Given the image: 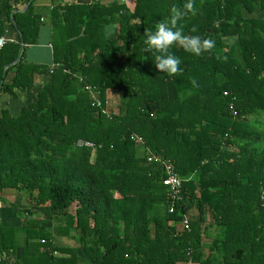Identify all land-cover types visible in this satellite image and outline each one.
I'll return each instance as SVG.
<instances>
[{"label": "trees", "instance_id": "1", "mask_svg": "<svg viewBox=\"0 0 264 264\" xmlns=\"http://www.w3.org/2000/svg\"><path fill=\"white\" fill-rule=\"evenodd\" d=\"M57 1L52 72L23 65L20 42L0 53V93L27 97L16 118L0 111V193L29 196L38 216L25 219L24 248L46 264H264V0H195L182 25L215 47L177 45L174 77L157 74L138 39L186 0ZM0 2L2 24L34 44L32 4L15 14ZM86 85L102 108L118 96V112L96 111ZM168 166L179 198L163 184ZM47 221L78 250L56 249Z\"/></svg>", "mask_w": 264, "mask_h": 264}, {"label": "crops", "instance_id": "2", "mask_svg": "<svg viewBox=\"0 0 264 264\" xmlns=\"http://www.w3.org/2000/svg\"><path fill=\"white\" fill-rule=\"evenodd\" d=\"M112 1L115 0H58L57 2L63 5L74 3L79 5H87L94 2L109 4ZM11 3H13L15 14H24L28 6L32 4V13L35 16H38L40 21L36 42L34 44L24 42L22 35L17 30V24L14 23V20H12V23H14L13 26L3 25L0 14L2 33H5V37L11 43L16 44L17 42H20V47L21 40L23 41V47L21 48V50H24V57L22 59L23 65L44 67L49 69L54 63V31H60L61 29L57 26L55 28L52 26L51 12L53 10L54 4L52 2L50 3V0H44L43 2L42 0H11ZM107 29L108 27L106 28V34L108 35ZM114 30L115 29L113 28L111 36L108 35L109 38L114 37ZM18 57L19 62L21 58V51ZM13 63L4 66L2 73L3 78L6 76L9 68L15 65ZM35 81H41L40 77H36ZM26 99V93L17 89H14L12 94L0 93V111L6 110L12 118H16L19 116L21 109L25 107ZM21 197L22 195L19 194V199H21ZM29 198V196L26 198L23 197V199L20 201L18 199V193L15 191L9 193L7 190H4L0 193V248H2L1 245L4 244L9 247L7 251H1L0 249V264H36V261H38L37 264H46V262H49L47 256L39 254V252H37L34 247H28V249H26L27 247L24 248L26 246L24 232L25 219L35 220L38 217L37 213H34L35 210H33L34 212L28 211V213H26L27 210L35 208V204L31 203ZM43 227L50 229L53 228L50 221H47V223L43 224ZM51 231L54 237V247L56 249L59 251L62 249L78 250L79 245L73 239H71L69 235L64 236L62 233H59L56 228H53V230L51 229ZM59 251L55 252L52 256L57 258L68 257V255L61 254ZM77 255L81 259V262L85 263V254L79 250L77 251Z\"/></svg>", "mask_w": 264, "mask_h": 264}, {"label": "clouds", "instance_id": "3", "mask_svg": "<svg viewBox=\"0 0 264 264\" xmlns=\"http://www.w3.org/2000/svg\"><path fill=\"white\" fill-rule=\"evenodd\" d=\"M189 12L196 14L195 0H186L183 7L173 6L170 20L159 21L154 28L144 30L138 39L143 54L146 57L151 54L150 60L159 75L174 77L184 71L182 59L173 51L177 45L196 56L215 47L214 39L196 34L195 28L192 29V34L186 32L182 21ZM113 28L114 25L108 26L109 36L112 35ZM136 42L133 44L135 51Z\"/></svg>", "mask_w": 264, "mask_h": 264}, {"label": "built area", "instance_id": "4", "mask_svg": "<svg viewBox=\"0 0 264 264\" xmlns=\"http://www.w3.org/2000/svg\"><path fill=\"white\" fill-rule=\"evenodd\" d=\"M7 42H10L7 40V38L5 37V33H2L1 31V25H0V53L2 51V49L4 48V46L6 45ZM11 43V42H10ZM54 65H52L50 67V72H52L54 70ZM84 90L90 95V99L92 101V107L95 108L96 111H100L102 114H108L109 111L107 109H109V107L107 106L108 103L106 104V108H102L101 102L98 99V95L95 92V88L92 86H88L86 85L84 87ZM85 145H89L87 143H85ZM169 167V166H168ZM167 178L166 180H164V186H167L169 188V190L172 192V196L173 198H179V192H180V188H181V184H180V178L175 175L172 170L169 168H167ZM181 228H183L184 230L188 229V220L184 219L183 223L181 224Z\"/></svg>", "mask_w": 264, "mask_h": 264}, {"label": "rangeland", "instance_id": "5", "mask_svg": "<svg viewBox=\"0 0 264 264\" xmlns=\"http://www.w3.org/2000/svg\"><path fill=\"white\" fill-rule=\"evenodd\" d=\"M44 0H42V2H43ZM47 1H49V0H47ZM51 2H53V0H50V3ZM102 2V1H101ZM50 3H48V4H50ZM119 104H120V101H119V97L118 96H113L112 98H111V100H109V102H108V106H109V108H113V110H114V112L115 113H117L118 112V106H119ZM9 193H12V190H10V191H8ZM16 193H18L17 191H15ZM23 197H25V196H23L22 195V197H21V199H23ZM26 198V197H25ZM13 199H15V198H13ZM18 199H19V194H18ZM21 199H19L20 201H21ZM23 204V203H22ZM34 215V214H33ZM187 264H191V263H187Z\"/></svg>", "mask_w": 264, "mask_h": 264}, {"label": "water", "instance_id": "6", "mask_svg": "<svg viewBox=\"0 0 264 264\" xmlns=\"http://www.w3.org/2000/svg\"><path fill=\"white\" fill-rule=\"evenodd\" d=\"M23 47V41L21 40V48ZM19 57L15 60L13 64H16L18 62Z\"/></svg>", "mask_w": 264, "mask_h": 264}]
</instances>
